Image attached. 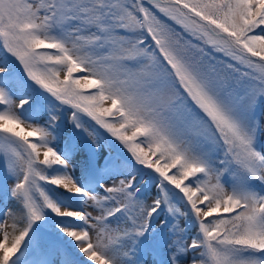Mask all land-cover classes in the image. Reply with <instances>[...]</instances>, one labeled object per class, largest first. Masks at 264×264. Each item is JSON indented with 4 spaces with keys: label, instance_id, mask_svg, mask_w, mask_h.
<instances>
[{
    "label": "snow or ice",
    "instance_id": "obj_1",
    "mask_svg": "<svg viewBox=\"0 0 264 264\" xmlns=\"http://www.w3.org/2000/svg\"><path fill=\"white\" fill-rule=\"evenodd\" d=\"M0 105V264H264V0H0Z\"/></svg>",
    "mask_w": 264,
    "mask_h": 264
},
{
    "label": "rangeland",
    "instance_id": "obj_2",
    "mask_svg": "<svg viewBox=\"0 0 264 264\" xmlns=\"http://www.w3.org/2000/svg\"><path fill=\"white\" fill-rule=\"evenodd\" d=\"M78 75V74H77ZM16 103L18 104L19 103V96H17L16 98ZM107 106V105H106ZM4 107V106H3ZM27 107V105L25 106ZM0 108H1V105H0ZM17 111H19V109H17ZM70 128V125L68 126ZM102 131V130H101ZM30 139H34V138H30ZM42 158V157H41ZM0 240H2V236H0Z\"/></svg>",
    "mask_w": 264,
    "mask_h": 264
}]
</instances>
